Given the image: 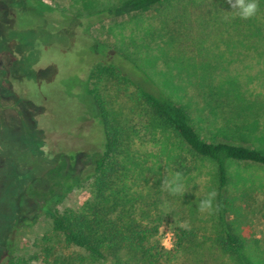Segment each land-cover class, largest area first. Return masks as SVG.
<instances>
[{"label":"trees","instance_id":"obj_1","mask_svg":"<svg viewBox=\"0 0 264 264\" xmlns=\"http://www.w3.org/2000/svg\"><path fill=\"white\" fill-rule=\"evenodd\" d=\"M13 2L29 4L23 13L32 11L45 19L66 15L42 0ZM82 2L87 18L102 20L152 11L156 36L169 47L170 56L183 63L181 70L189 81L197 80L191 75L192 67L217 68L221 51H216L217 56L207 52L217 36L236 37L244 48L255 46L264 36V0H259L257 14L248 19L235 14L230 0ZM190 58L195 60L193 65ZM140 75L139 81H133L109 63L90 70L89 95L104 135L101 151L84 177L91 181L90 197L75 209L55 207L57 193L79 179L72 178L74 165L67 172L51 169L32 181L17 198L19 214L6 241L4 264H29L11 251L16 232L36 220V211L50 219L49 229L34 244L31 259L38 264H264V247L253 236L251 220L256 212L264 219V183L248 181L232 169L233 165L264 168V102L240 89H222L216 81L197 87L211 124L215 126L220 118L223 122L207 140L187 107ZM203 165L212 167L208 191L217 193L211 215L197 208L207 193L197 198L187 187ZM176 172L184 178V193L172 195L162 183ZM54 175L61 179L56 181ZM162 197L172 202L171 213H163ZM162 227L173 234L171 249L156 239Z\"/></svg>","mask_w":264,"mask_h":264},{"label":"rangeland","instance_id":"obj_2","mask_svg":"<svg viewBox=\"0 0 264 264\" xmlns=\"http://www.w3.org/2000/svg\"><path fill=\"white\" fill-rule=\"evenodd\" d=\"M13 1L0 0V139H4L0 141V264H4L6 241L19 214L17 198L32 181L51 169L67 172L74 165L72 178L79 179L70 189L63 187L57 193L55 207L59 211L75 209L90 197L91 181L84 177L104 142L98 110L89 95L88 75L93 66L114 64L133 81H139L143 73L163 95L189 109L193 123L203 129L199 131L207 140L223 122L219 117L215 126L211 124L197 87L216 81L222 89H240L264 102V36L260 43L246 48L231 35L217 36L213 45L208 41L211 49L207 52L217 56L216 51H221L223 56L216 59V69L205 64L192 67L191 75L197 80L189 81L181 70L183 63L170 56L169 47L156 36L152 11L102 20L87 18L82 0H42L66 14L45 19L32 11L23 13L30 5L17 6ZM190 61L192 65L195 62L193 58ZM232 169L248 181L264 183V168L233 165ZM211 171V166L203 165L187 182L192 195L201 198L208 192ZM55 177L56 181L61 179ZM160 207L164 214L174 209L165 197ZM36 213L34 222L16 232L11 251L29 264H38L31 259L34 244L50 224L47 215ZM251 218L253 236L264 247V219L258 212ZM164 228L156 239L171 249L173 234Z\"/></svg>","mask_w":264,"mask_h":264},{"label":"clouds","instance_id":"obj_3","mask_svg":"<svg viewBox=\"0 0 264 264\" xmlns=\"http://www.w3.org/2000/svg\"><path fill=\"white\" fill-rule=\"evenodd\" d=\"M230 7L235 10V14L242 19H248L255 16L259 10V0H230ZM162 187H164L170 194L184 193V178L181 173L176 172L170 177L163 180ZM216 191L210 190L206 196L198 203V210L202 213L206 212L209 215L216 210L215 200ZM180 227H185L181 224Z\"/></svg>","mask_w":264,"mask_h":264}]
</instances>
